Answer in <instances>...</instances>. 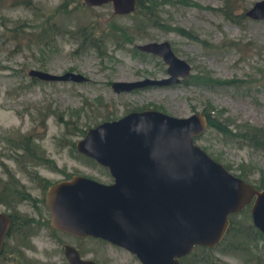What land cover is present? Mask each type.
<instances>
[{
  "label": "rangeland",
  "instance_id": "1",
  "mask_svg": "<svg viewBox=\"0 0 264 264\" xmlns=\"http://www.w3.org/2000/svg\"><path fill=\"white\" fill-rule=\"evenodd\" d=\"M186 1L161 0L156 21L143 24L131 11L114 12L109 1L0 0V161L24 187L21 196L0 200V210L26 219L17 232L5 235L7 254L19 253L23 264H68L59 238L74 243L83 257L99 264H140L133 254L109 241L74 238L50 230L39 219L47 214L42 178L55 181L67 173H80L110 181L106 168L74 147V141L97 121L150 103L174 115H187L210 104L219 121L264 125V18L244 15L236 23L216 9L222 0ZM253 1L240 0L235 10L243 11ZM109 23L116 29L109 31ZM162 39L190 64L189 73L207 69L212 76L229 81L114 92L110 80L165 74L159 56L135 47L142 41ZM30 68L55 74L72 70L85 79H45L29 74ZM18 132L32 133L42 148V156L26 162L23 169L9 157L13 149L7 140ZM194 140L232 172H238L240 165L252 171L248 177L252 183L259 177L264 181V148L231 140L208 126ZM5 175L0 164V177ZM247 211L238 216L244 223L250 222ZM256 245L258 261L252 262L263 264L264 240L257 239ZM210 256L212 264H252L219 246L211 249Z\"/></svg>",
  "mask_w": 264,
  "mask_h": 264
},
{
  "label": "water",
  "instance_id": "2",
  "mask_svg": "<svg viewBox=\"0 0 264 264\" xmlns=\"http://www.w3.org/2000/svg\"><path fill=\"white\" fill-rule=\"evenodd\" d=\"M109 1L114 12L131 11L134 0ZM264 18V0L243 10ZM139 50L159 56L165 74L114 79V92L166 85L187 76L190 64L176 55L168 40L136 43ZM45 79L83 80L77 71L55 74L30 68ZM200 111L174 115L148 107L131 109L88 126L74 141L75 149L106 167L110 181L72 173L45 189L44 201L52 227L74 236L99 237L134 255L140 264H180L194 245L212 247L228 225V213L249 203L251 223L264 235V186L256 187L211 157L194 140L205 127ZM8 216L0 211V247ZM69 264H99L63 244Z\"/></svg>",
  "mask_w": 264,
  "mask_h": 264
},
{
  "label": "trees",
  "instance_id": "3",
  "mask_svg": "<svg viewBox=\"0 0 264 264\" xmlns=\"http://www.w3.org/2000/svg\"><path fill=\"white\" fill-rule=\"evenodd\" d=\"M161 0H134V5L131 12L139 18L140 23H152L158 18L157 4ZM163 1H173L175 3H186V0H163ZM240 0H222L221 4L216 7V9L221 13L225 18L236 22L238 21L237 17H244L243 11H236V3ZM108 30L113 31L116 29V25L109 23ZM95 29L98 33L104 32L103 28L91 27V31ZM177 30L183 33L185 36L196 38V36L189 31H185L181 28ZM126 38H129L127 34L124 35ZM228 44H233L232 41H228ZM229 79L218 78L212 76L207 69H199L193 73H188L186 78L182 83L187 84L189 82L200 83V84H214L227 82ZM155 107V104H144L143 106H134L136 108L140 107ZM212 106L210 104L204 105L200 112L205 116V127H212L217 130L221 135L235 140L237 142L248 144L250 146L264 148V125H254L248 122L236 123L232 120L219 121L217 115L211 112ZM42 116L40 120H43ZM197 136V135H196ZM194 136V139L196 138ZM10 142V146L13 151L10 153L9 157L18 164L17 167L23 169L26 162L31 161L32 159L39 158L42 156V148L39 146V142L35 140V136L30 132H18L13 135ZM202 147V146H201ZM203 148V147H202ZM204 149V148H203ZM213 157V156H211ZM214 158V157H213ZM216 159V158H214ZM217 160V159H216ZM95 162V161H94ZM96 163V162H95ZM2 169L5 172V177H0V200H6L9 198L18 197L23 194V184L19 182L18 178L15 176L14 172L7 169L3 162L0 161ZM98 164V163H97ZM100 165V164H98ZM227 169L229 167L223 164ZM101 167H104L100 165ZM105 168V167H104ZM239 171L234 172L241 178L248 180L252 171H245L244 168L238 165L237 168ZM230 170V169H229ZM70 174L67 173L66 176ZM256 178V177H255ZM43 188L45 189L48 184L53 181H48L45 178L41 179ZM252 182V181H251ZM256 187L264 186V181L262 177L253 182ZM249 204H245L239 211L228 213V225L224 231L222 237L217 241L212 247L203 246V245H194L190 251L181 255L179 257L180 264H201L209 263L212 264L213 260L210 256L211 249L219 246L223 251H230L235 254L241 255L244 258L246 263L258 261L257 252L259 247L256 245L257 239H263L264 235L250 222L244 223L242 219L238 216L242 215L244 211H247ZM249 211V209H248ZM247 211V212H248ZM247 217L250 219L249 214ZM13 228V222L8 227V231H11ZM264 264V263H263Z\"/></svg>",
  "mask_w": 264,
  "mask_h": 264
},
{
  "label": "flooded vegetation",
  "instance_id": "4",
  "mask_svg": "<svg viewBox=\"0 0 264 264\" xmlns=\"http://www.w3.org/2000/svg\"><path fill=\"white\" fill-rule=\"evenodd\" d=\"M185 78H186V76H185V77H181L177 82L170 83V84H166V85H174V84L176 85V84H179V83L183 82V80H184ZM144 87H146V86H144ZM133 89H137V88H133ZM133 89H131V90H133ZM142 108H148V106L140 107V108L131 107V108L127 109L126 111H124L123 113H125V112H127L128 110H131V109H136V110H138V109H142ZM153 108H155V107H153ZM157 109H158V108H157ZM123 113H121V114H123ZM121 114H119V115H121ZM119 115L112 116L111 118L118 117ZM109 119H110V118H109ZM105 168H106V167H105ZM15 176H16V175H15ZM19 182H20V181H19ZM45 189H46V188H45ZM45 189H44L43 198H42L43 201H44ZM23 190H24V187H23ZM23 193H24V192H23ZM20 196H21V195H20ZM18 197H19V196H18ZM247 204H249V203H247ZM44 205H45V201H44ZM45 209H46V212H47L46 216L43 215V214L39 215V219H40L41 223H44V224L46 225V227H48L50 230H51V229H55L56 231L63 232V233H65V234H67V235H70V236H72V237H74V238H79L78 236H74V235L68 234V233H66V232H64V231H61V230H58V229L52 227V225H50V223H49V219H48V217H49V212H48V210H47L46 205H45ZM0 211H2V210H0ZM3 212L8 216V226H7V230H6L5 234L3 235L2 243H1V247H0V264H23V261H22L21 255H20L19 253L15 252V251H14V253H12L13 251H12L11 253H9V252H10V251H9L8 254L6 253L7 251L4 250V248H5V247H4V237H5V235H6L7 233H10V232H17L18 229L20 228L21 224H22L23 222H25L26 219H25V218H22V217H20V216H18L15 212H8V211H3ZM12 222H13V228H12L11 231H8V227L11 225ZM85 236H88V235H85ZM85 236H81V237H85ZM57 241L59 242V246H60V248H61V252H62V254H63V256H64L65 259H66V257H65V255H64V253H63V244H64V243H68V244L72 245V246L76 249V251L78 252L79 256H82V255L80 254L79 250L77 249V247L74 245V243H72V242H67V241H63V240H59V238L57 239ZM4 251H5V252H4ZM66 261H67V259H66ZM67 262H68V261H67ZM68 264H69V263H68Z\"/></svg>",
  "mask_w": 264,
  "mask_h": 264
}]
</instances>
